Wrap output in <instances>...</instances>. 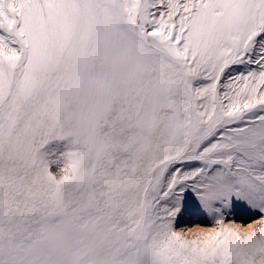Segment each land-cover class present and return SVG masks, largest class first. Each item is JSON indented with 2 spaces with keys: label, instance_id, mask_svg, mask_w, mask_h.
<instances>
[{
  "label": "snow or ice",
  "instance_id": "6c2138e0",
  "mask_svg": "<svg viewBox=\"0 0 264 264\" xmlns=\"http://www.w3.org/2000/svg\"><path fill=\"white\" fill-rule=\"evenodd\" d=\"M0 264H264V0H0Z\"/></svg>",
  "mask_w": 264,
  "mask_h": 264
},
{
  "label": "rangeland",
  "instance_id": "374dc122",
  "mask_svg": "<svg viewBox=\"0 0 264 264\" xmlns=\"http://www.w3.org/2000/svg\"><path fill=\"white\" fill-rule=\"evenodd\" d=\"M225 214L230 221H235L238 224L251 222L256 219L255 211L242 203L234 204L230 208L225 209ZM183 219L185 222L199 223L207 227L213 226L211 216L199 209L194 199L189 200Z\"/></svg>",
  "mask_w": 264,
  "mask_h": 264
}]
</instances>
